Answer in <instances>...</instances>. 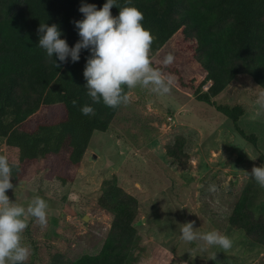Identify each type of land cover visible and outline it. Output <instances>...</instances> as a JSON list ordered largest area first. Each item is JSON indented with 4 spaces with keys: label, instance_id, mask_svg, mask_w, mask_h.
<instances>
[{
    "label": "rangeland",
    "instance_id": "rangeland-1",
    "mask_svg": "<svg viewBox=\"0 0 264 264\" xmlns=\"http://www.w3.org/2000/svg\"><path fill=\"white\" fill-rule=\"evenodd\" d=\"M193 47L176 35L151 55L163 66V58L173 54L174 62L167 67L179 71L184 85L167 71L174 81L169 94L131 89L130 102L120 106L107 131L92 134L80 166L69 169L72 181L48 179L37 164L26 178L13 183L10 200L27 206L39 196L49 205L47 226L31 218L23 234V243L31 247L28 260L47 264L54 252L70 259L96 254L111 221L97 198L102 181L115 176L138 200L137 240L125 264H264V247L227 223L246 186L254 216L264 219V189L249 175L253 166L264 165V112L258 116L255 105L261 89L248 76L238 75L214 98L243 108L237 123L255 136L254 147L236 133L230 120L195 100L194 89L205 72L192 59ZM179 137L187 155L183 165L166 154V147ZM213 184L218 191H209ZM188 221H194L197 232L227 235L233 247L223 252L212 245L202 251L199 243L181 241L180 229Z\"/></svg>",
    "mask_w": 264,
    "mask_h": 264
},
{
    "label": "trees",
    "instance_id": "trees-1",
    "mask_svg": "<svg viewBox=\"0 0 264 264\" xmlns=\"http://www.w3.org/2000/svg\"><path fill=\"white\" fill-rule=\"evenodd\" d=\"M106 0H0V154L13 169L12 183L26 178L39 164L46 177L62 183L72 181L95 131L105 132L118 108L93 103L83 70L90 52L82 49L77 62L69 57L62 63L38 46L40 23H55L61 38L72 47L79 39L74 21L82 20V3L97 9ZM143 13L142 25L155 37L151 54L159 51L176 35L194 43L193 61L205 72L203 82L194 89L195 100L213 108L231 121L236 133L256 146L253 134L238 125L244 114L240 105L216 102L238 75L248 76L260 89L264 87V0H130ZM121 6L128 0H118ZM113 16L119 8L113 7ZM56 63L61 67L55 68ZM178 76L179 71L152 61ZM210 82L207 89L203 84ZM127 94L131 89H125ZM76 100L74 107L72 101ZM90 105L94 116L83 115L80 108ZM183 138L166 147V154L183 165ZM8 195V190L6 191ZM99 208L111 216L110 226L96 254L70 259L54 252L47 264H125L137 240L134 221L138 200L118 185L116 177L104 179L97 198ZM248 187L236 200L227 223L240 230L254 244L264 247V219L251 210ZM35 250V246L32 247ZM26 264H37L32 260Z\"/></svg>",
    "mask_w": 264,
    "mask_h": 264
},
{
    "label": "clouds",
    "instance_id": "clouds-1",
    "mask_svg": "<svg viewBox=\"0 0 264 264\" xmlns=\"http://www.w3.org/2000/svg\"><path fill=\"white\" fill-rule=\"evenodd\" d=\"M114 6L119 8L117 16H113L110 11ZM79 11L84 18L74 21V24L80 39L72 47L61 38L55 23H40L37 29L38 46L50 58L55 54L62 63H66L69 57L72 62H77L82 49L90 52L83 76L87 94L93 103L103 102L113 109L126 105L130 102L126 88L140 87L161 96L170 93L174 81L161 68L153 67L150 54L155 37L143 27V13L132 6L130 0L124 6L118 0H106L99 9L95 4L82 3ZM174 59V55L169 53L163 58L162 65L167 67ZM54 66L59 68L61 64L54 60ZM72 104L75 107L76 100ZM255 105L259 116L264 112V87L258 92ZM80 111L86 116L95 115V109L90 105H84ZM19 167V161L10 162L8 156L0 154V264H26L31 247L23 243V234L29 220L34 218L41 227H46L48 223L49 205L45 199L35 196L24 206L6 195L7 190L14 188L13 169L18 171ZM249 175L264 189V165L253 166ZM218 190L215 184L209 186L210 192ZM193 225L194 221L182 224L181 241L199 243L202 251L212 245L218 246L223 252L233 247V240L227 235L216 230L197 232Z\"/></svg>",
    "mask_w": 264,
    "mask_h": 264
},
{
    "label": "water",
    "instance_id": "water-1",
    "mask_svg": "<svg viewBox=\"0 0 264 264\" xmlns=\"http://www.w3.org/2000/svg\"><path fill=\"white\" fill-rule=\"evenodd\" d=\"M209 85H210V82H209ZM209 85H208V86H209Z\"/></svg>",
    "mask_w": 264,
    "mask_h": 264
}]
</instances>
